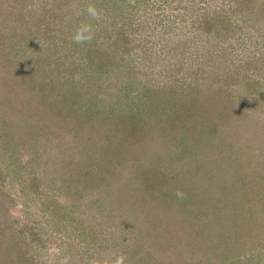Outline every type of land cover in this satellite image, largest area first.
Here are the masks:
<instances>
[{
  "label": "rangeland",
  "instance_id": "obj_1",
  "mask_svg": "<svg viewBox=\"0 0 264 264\" xmlns=\"http://www.w3.org/2000/svg\"><path fill=\"white\" fill-rule=\"evenodd\" d=\"M35 69L79 103L0 138V264H264V0H0V93Z\"/></svg>",
  "mask_w": 264,
  "mask_h": 264
},
{
  "label": "trees",
  "instance_id": "obj_2",
  "mask_svg": "<svg viewBox=\"0 0 264 264\" xmlns=\"http://www.w3.org/2000/svg\"><path fill=\"white\" fill-rule=\"evenodd\" d=\"M234 4L236 6L235 8L240 7V5L236 2ZM86 30L89 34V30L87 28ZM79 34H81L82 36V32H80L79 28H77L74 35ZM117 38L114 41L120 42L121 36ZM99 63H101L99 67H101L102 69L106 67L104 57H101V61L99 60ZM38 76L39 71L36 69L34 71L27 72V74L22 77L19 71H15L14 77L16 79L21 77L22 79L21 85L19 84L20 87L16 85V83L15 85L9 84L7 86L8 88L5 89V92H3V94L0 93V95L6 96L4 97V99H0L4 100L3 102H0V138L3 135H8L10 142L14 139V136H17L18 138H16V142L23 146L24 144H28L27 146L34 148L36 147V149L41 148L42 146H47L48 144L50 145L53 142V138H55V135L50 137L47 131H51L50 133L52 134L56 133L58 130L62 132L70 125H73L70 123V125L67 126L65 125L64 121L65 119H69L71 114L74 113L72 107L75 105L77 99H79V97L76 95L71 98L68 95L69 92L62 94V97L59 96V93L55 92L53 99L46 103V99L44 98V96L39 97V93H34L35 91L32 90L34 89L33 82ZM28 95L29 98L27 97ZM101 111L103 110H100L98 112L97 109L91 108L88 110V112H86L87 115L84 112L79 111L78 113L77 111L76 114L80 116L79 118H82L81 120L84 125H81L82 129L86 127L88 128L90 126L89 131H91V133H97L98 131L102 130L103 126L105 127V124H107V122H111L112 124H115L117 122L114 120L115 114L112 111L104 112V115L101 114L102 116L100 115ZM54 127H57V129L53 130ZM32 175L33 179L35 180L33 187L35 190H37L40 187V182L38 180L39 177L37 178L35 176L37 174L35 173H33ZM157 245L159 246L162 244ZM177 246H181V241L178 242ZM144 247L145 249H147L146 242H144ZM142 254H144V252H139V256H141ZM141 264H143V262ZM149 264L165 263H162L156 258H153L152 260L150 259Z\"/></svg>",
  "mask_w": 264,
  "mask_h": 264
}]
</instances>
